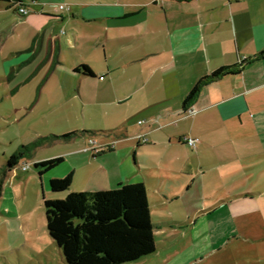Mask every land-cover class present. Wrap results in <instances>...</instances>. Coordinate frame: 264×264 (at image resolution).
<instances>
[{
  "label": "crops",
  "instance_id": "0c3cea01",
  "mask_svg": "<svg viewBox=\"0 0 264 264\" xmlns=\"http://www.w3.org/2000/svg\"><path fill=\"white\" fill-rule=\"evenodd\" d=\"M29 5L35 11L19 24L36 35L22 51L29 53L22 63L38 65L36 74L43 78L29 100L54 112L70 111L55 125L66 120V132L77 135L67 151L32 160L35 165L62 156L61 165L68 162L62 175H53L57 167L43 174L47 197L62 198L54 196L50 180L70 173V192L142 182L151 211L153 202L184 200L199 182L203 205L180 218L152 220L156 250L124 264H264V58L259 57L264 0H35ZM8 8L26 16L15 5ZM56 11L61 15H53ZM240 66L237 73L201 84L186 103L203 78ZM190 107L195 113L187 112ZM184 136L199 138L197 148ZM42 137L37 146L53 144ZM91 141L100 151L86 150ZM117 141L137 142L145 155L133 164L130 153L114 147ZM50 239L51 264H67Z\"/></svg>",
  "mask_w": 264,
  "mask_h": 264
},
{
  "label": "rangeland",
  "instance_id": "374dc122",
  "mask_svg": "<svg viewBox=\"0 0 264 264\" xmlns=\"http://www.w3.org/2000/svg\"><path fill=\"white\" fill-rule=\"evenodd\" d=\"M28 7L35 11L33 5ZM13 10L8 8L7 2L0 3V264H51L54 254L43 205L44 189L45 197L49 199L46 192L49 182L45 179L44 184L46 176L40 175L32 160L67 151L76 144L72 140L76 132H66L70 129L69 125H65L66 120L63 124L55 125L57 118L69 115L70 111L65 113V110L60 109L54 112L51 107L37 105L33 99L29 100L34 85L38 87L43 78L36 74L38 65L22 63L29 54L22 51L31 47L36 34L27 25L19 24L29 15L20 17ZM61 13L56 11L53 15ZM62 41L65 54H70L69 43L64 38ZM83 120L81 112V121L76 124L79 129L83 127ZM42 136L48 137L53 144L33 146L32 143ZM24 145L29 146V150H24L26 154L23 159L14 169L7 170L8 158ZM136 145L137 142L133 141H117L114 147L123 149L126 154L130 153L129 158L134 164L135 158L140 161L145 155V149L136 148ZM135 150L138 154H135ZM25 163L30 165L28 171L22 170ZM67 164L65 162L58 166L53 175H62ZM66 195L54 193L55 197L63 198ZM200 197L202 192L197 182L182 201L166 202L163 206L153 202L152 220L162 223L169 218H180L193 207L203 205ZM190 198L195 199L194 203Z\"/></svg>",
  "mask_w": 264,
  "mask_h": 264
},
{
  "label": "trees",
  "instance_id": "16d2710c",
  "mask_svg": "<svg viewBox=\"0 0 264 264\" xmlns=\"http://www.w3.org/2000/svg\"><path fill=\"white\" fill-rule=\"evenodd\" d=\"M23 0H0L10 6ZM264 58V51L259 54ZM85 74L94 75L88 66ZM242 66L222 67L203 78L188 96L186 103L196 95L201 84L209 80L237 73ZM79 70V69H78ZM68 137V136H63ZM46 137H42L44 140ZM33 142V146L39 145ZM22 149L8 158L7 170L14 169L25 156ZM64 157L48 159L34 166L40 175L55 169ZM73 174L52 178L50 189L55 194L68 192ZM46 224L50 237L62 249L67 264H124L153 253L156 250L155 224L152 221L147 189L144 183H121L110 190L69 192L66 197H43Z\"/></svg>",
  "mask_w": 264,
  "mask_h": 264
},
{
  "label": "built area",
  "instance_id": "2783aa9c",
  "mask_svg": "<svg viewBox=\"0 0 264 264\" xmlns=\"http://www.w3.org/2000/svg\"><path fill=\"white\" fill-rule=\"evenodd\" d=\"M33 1L35 0H23L21 3L17 4L18 5V10L20 11V13H22L23 15H26L30 12V9H29V4L32 3ZM64 6H61V8H63ZM187 112L189 114H193L195 113V110L190 107L187 109ZM145 121L144 120H141L139 121V123H144ZM139 138L143 141V142H146L147 141V138H145L144 135H140ZM182 140L188 144L190 147L192 148H197V145L198 143L200 142V139L197 138V137H191V136H184L182 138ZM107 147H111V146H107ZM100 148L99 146H96L95 145V142L94 141H91V145L89 147L86 148V150H92L94 152H98L100 151ZM30 168V165H28L27 163H25L24 165H22V170L23 171H27L28 169Z\"/></svg>",
  "mask_w": 264,
  "mask_h": 264
}]
</instances>
